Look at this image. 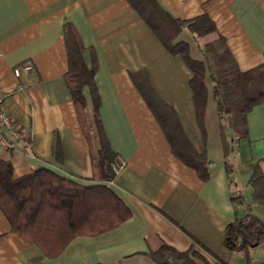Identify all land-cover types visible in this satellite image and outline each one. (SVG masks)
I'll return each mask as SVG.
<instances>
[{
  "label": "crops",
  "instance_id": "1",
  "mask_svg": "<svg viewBox=\"0 0 264 264\" xmlns=\"http://www.w3.org/2000/svg\"><path fill=\"white\" fill-rule=\"evenodd\" d=\"M158 2L174 18L206 13L214 22L215 31L205 37L188 30L178 35L194 59L204 60L203 44L219 36L240 70L263 62L264 0ZM65 24L84 46L104 135L115 157L125 162L108 185L131 217L98 235L72 236L57 256L48 257L29 237L13 231L0 210V264H157L150 253L163 245L187 251L196 264H264V243L239 252L224 244L226 226L236 217L252 213L264 221V205L254 201L249 185L255 167L264 175V101L248 112L247 135L238 137L218 116L207 72L201 129L189 85L192 71L180 54L162 45L128 0H0V92L22 137L13 148H0V160L11 163L13 176L48 168L84 184L97 183L91 152L99 143L95 134L91 142L86 139L65 81ZM23 62L33 68L16 77L12 69ZM140 71L174 108L194 148L206 154L207 179L172 153L134 84ZM83 90L92 119L89 89Z\"/></svg>",
  "mask_w": 264,
  "mask_h": 264
},
{
  "label": "trees",
  "instance_id": "2",
  "mask_svg": "<svg viewBox=\"0 0 264 264\" xmlns=\"http://www.w3.org/2000/svg\"><path fill=\"white\" fill-rule=\"evenodd\" d=\"M137 14L148 24L164 47L180 54L193 75L189 81L196 118L203 129L208 99L206 73L212 80V97L219 118L238 136L247 135L246 115L264 101V60L242 71L223 38L217 36L203 44L205 59H194L186 41L177 40L183 30L197 37L215 31V24L206 14L191 20L172 17L158 0H128ZM68 70L65 81L70 90L78 121L86 139L97 137L99 146L91 152L95 184H84L62 176L48 168L34 169L14 177L9 161L0 160V210L13 231L29 237L45 256H57L66 241L77 235L94 236L104 233L131 217V211L108 183L116 176L112 164L115 154L104 135L99 118L100 99L93 80V70L84 62V46L70 24H65ZM133 81L144 101L163 130L172 153L205 180L208 159L198 152L184 134L174 108L162 101L152 90L147 75L140 71ZM84 87L92 102V119L87 111ZM222 130H224L222 125ZM94 132V133H93ZM228 145L224 142V155ZM231 179V169L228 167ZM252 197L264 205V175L257 167L249 179ZM264 243V221L249 213L236 217L226 226L224 244L231 252L245 251L248 246ZM157 264H196L187 251L163 245L150 253Z\"/></svg>",
  "mask_w": 264,
  "mask_h": 264
},
{
  "label": "built area",
  "instance_id": "3",
  "mask_svg": "<svg viewBox=\"0 0 264 264\" xmlns=\"http://www.w3.org/2000/svg\"><path fill=\"white\" fill-rule=\"evenodd\" d=\"M33 68V65L29 62H23L13 67V74L18 77L22 72H26ZM20 87L27 86L26 83L19 85ZM4 95L0 92V148L9 150L13 148V142L21 140V133L17 129V124L10 114L5 110L3 106ZM28 144H25L24 148H28ZM125 162L120 157H115V162L112 164V168L117 174L124 166Z\"/></svg>",
  "mask_w": 264,
  "mask_h": 264
}]
</instances>
